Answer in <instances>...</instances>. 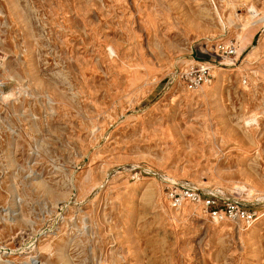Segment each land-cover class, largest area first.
<instances>
[{"label": "rangeland", "instance_id": "1", "mask_svg": "<svg viewBox=\"0 0 264 264\" xmlns=\"http://www.w3.org/2000/svg\"><path fill=\"white\" fill-rule=\"evenodd\" d=\"M0 264H264V0H0Z\"/></svg>", "mask_w": 264, "mask_h": 264}, {"label": "built area", "instance_id": "2", "mask_svg": "<svg viewBox=\"0 0 264 264\" xmlns=\"http://www.w3.org/2000/svg\"><path fill=\"white\" fill-rule=\"evenodd\" d=\"M187 78L189 79L190 83L196 87L204 84H210L213 81V74L210 71V67L206 65H200L197 68L190 69L186 73ZM171 198L173 200L174 205L180 207L184 203L192 200L194 202H204L206 206L213 205L216 201L214 199H207L203 200L201 195L192 192L190 189H184V191L178 193H171ZM212 215H214L216 218L220 220H224L229 216H233L234 218L243 217L247 218L248 222L250 217L248 216V213L245 211L237 210L235 214L233 215L232 210L224 211L223 209H212L210 212Z\"/></svg>", "mask_w": 264, "mask_h": 264}, {"label": "bare ground", "instance_id": "3", "mask_svg": "<svg viewBox=\"0 0 264 264\" xmlns=\"http://www.w3.org/2000/svg\"><path fill=\"white\" fill-rule=\"evenodd\" d=\"M252 14V13H251ZM250 120H252V119H250ZM253 121V120H252ZM251 123V122H250ZM249 122H247V124H250Z\"/></svg>", "mask_w": 264, "mask_h": 264}]
</instances>
